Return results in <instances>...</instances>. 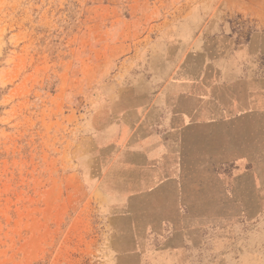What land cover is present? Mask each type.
I'll return each mask as SVG.
<instances>
[{
    "label": "rangeland",
    "instance_id": "1",
    "mask_svg": "<svg viewBox=\"0 0 264 264\" xmlns=\"http://www.w3.org/2000/svg\"><path fill=\"white\" fill-rule=\"evenodd\" d=\"M242 1L264 15V0H0V264H116L85 183L95 132L158 95L185 33L237 23ZM239 138L226 166L208 165L224 153L207 136L177 152L193 264H264V119L243 118L242 166Z\"/></svg>",
    "mask_w": 264,
    "mask_h": 264
},
{
    "label": "crops",
    "instance_id": "2",
    "mask_svg": "<svg viewBox=\"0 0 264 264\" xmlns=\"http://www.w3.org/2000/svg\"><path fill=\"white\" fill-rule=\"evenodd\" d=\"M232 9L237 23L216 16L185 33L158 95L95 132L97 166L85 183L116 264H193L177 152L189 136L190 149L207 136L208 151L224 153L208 165L226 166L239 135L242 166L243 118L264 119V15L246 14L243 1Z\"/></svg>",
    "mask_w": 264,
    "mask_h": 264
}]
</instances>
